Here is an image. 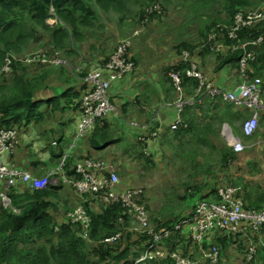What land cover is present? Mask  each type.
I'll return each instance as SVG.
<instances>
[{
    "label": "trees",
    "instance_id": "trees-1",
    "mask_svg": "<svg viewBox=\"0 0 264 264\" xmlns=\"http://www.w3.org/2000/svg\"><path fill=\"white\" fill-rule=\"evenodd\" d=\"M173 1L175 0H0V67L6 56L21 51L31 38L40 40L41 37L45 40L43 50L48 56H53L56 51L60 54L74 53L69 42L82 41L84 31L98 23L99 12L115 14L119 24L123 23L126 18L136 20V26L141 28L152 18L166 15L169 11L184 6V11L191 12L190 15L193 17L190 23L201 25L200 35L203 40L201 54L208 52L211 46L217 43L227 46L229 50L220 59L217 68L231 64L236 67L238 78H240L238 63L242 50H233L232 47L240 46L245 41L255 40L263 34L264 19L257 24L242 28L237 32L235 39L229 38L228 31L237 11H249L244 9L251 7L253 0H177V8L168 10L162 6V4L170 5ZM153 6H159L160 12L153 11L149 14L147 10ZM133 7L136 10L132 9ZM262 7L264 13V6ZM50 8L53 9L52 13ZM49 18L54 19L55 22L49 23ZM36 26L42 32L36 31ZM212 33L215 37L210 39L209 36ZM196 47L187 42H180L177 46L178 61L165 69V76L172 87L174 85L170 73H180L183 98L191 97L199 85L198 79L185 74L191 63H194L201 72L195 59ZM129 48L127 56L133 61L134 66L132 71L122 78L133 73L136 67ZM247 49L256 53L255 58L248 63L247 77L252 79L262 76L259 73L260 69L264 68V43L250 45ZM183 51L188 53L187 59L183 58ZM109 56L100 65L106 63ZM35 65L41 66L42 64H25L13 60L7 72H1L0 69V127L17 129L19 137L22 130L31 122L44 119V113L39 110L44 104L51 110L76 109L81 116L79 105L87 87L86 82L83 81L81 91L68 87L61 93H53L49 98L35 99L34 92L40 83H35L34 79H30L26 70V67ZM87 72L77 74L85 76ZM202 76L204 78L203 74ZM205 82L208 83L206 80ZM108 98L114 106V100L112 101L109 94ZM200 98L202 100L199 104L184 107L183 125L173 130L171 136L182 145H202L218 152V164L222 176L218 173L212 181L201 178L198 183L196 181L192 187H188L186 193L189 192L190 196L194 197L198 195L196 202L206 198L218 199V187L231 185L237 189L236 197L240 198L246 209H258L264 203V190L255 191V186L245 181L243 173H240L243 168L240 170L239 166L236 171L229 173L230 165L236 161L238 153H235L231 147L219 148L210 140V135L220 129L224 122L236 133L239 130L240 134L237 136L240 138H251L243 135L242 124L238 128L234 126L247 116L245 108L234 105L223 99L221 95H209L205 86H202ZM196 112L200 113L198 118ZM108 130V116H106L99 119L91 129L85 132L94 149H102L113 142V137L108 136ZM51 144L55 146L56 141L55 144L53 142ZM65 152L66 149L62 148L58 153L59 162ZM149 155L143 153L142 157L153 162V157L150 156L152 158L150 159ZM79 160L82 158L77 161ZM77 161L72 160L68 155L62 167L63 172L73 180L80 178V174L75 171L74 167ZM207 172L208 170L204 173ZM208 182L212 183V186ZM64 185L75 191L72 185ZM64 185L50 184L44 189L23 187L21 191L15 186L8 187L9 206L4 207L0 200V264H127L136 259L150 244V234L136 232L130 228V216L120 203L104 201L105 189L97 193L80 194L82 198L79 203L90 217L88 236L84 237L81 222L72 223L66 216L67 212L76 206L63 211L64 220L58 218L56 192L60 186ZM132 189H140L137 201L144 204L149 212L148 199L143 189ZM182 216L178 214L167 219H160L155 215L151 220L155 224L154 228L157 229L162 226H171ZM116 234L119 235L116 240L104 241ZM211 234L212 238L208 247L215 246L218 250V260L215 263L202 256V250L208 248L206 241L199 246L190 235L175 232L164 238L158 245L168 252L167 255L162 259H150L146 264H175V259L169 255L171 252L189 258L191 264H226L228 254H232L231 249L234 253H239L241 258L239 264H264V223L256 233L249 230L245 233L216 231ZM245 235L249 236L252 244L256 246L252 259L246 258V251L250 244L245 242L243 238Z\"/></svg>",
    "mask_w": 264,
    "mask_h": 264
},
{
    "label": "crops",
    "instance_id": "crops-1",
    "mask_svg": "<svg viewBox=\"0 0 264 264\" xmlns=\"http://www.w3.org/2000/svg\"><path fill=\"white\" fill-rule=\"evenodd\" d=\"M98 18V23L94 27L84 31L82 41L69 42L74 53L64 54L70 57L74 63L83 65L86 62L84 67L90 71L98 67L109 56L119 40L125 38L130 40L129 51L136 64L135 70L121 80L115 81L108 90L117 111L108 115V136L113 137V142L102 149H94L90 145L87 134L76 139L81 118L76 109L51 110L44 104L39 108L44 113V119L39 122H31L26 126L19 137L18 148L13 153L5 154L4 157L10 164L28 171L34 176L54 171L52 178L55 179L60 175L58 153L63 148L68 151L70 158L74 161L88 157L113 165L121 178L116 185L117 191L140 188L141 184L136 181L142 172L148 170V167H154L157 172H160L158 173L162 176V180H167L166 165L161 162V158L164 155L163 144L167 139L173 138L171 124L175 118V101L178 99L179 92L170 85L165 76V69L178 61V44L182 41L187 42L197 46L194 51L195 59L205 80L215 87L231 90L239 82L236 67L226 64L217 68L220 59L228 52L229 48L217 43L212 45L208 52L201 54L200 51L203 47L200 35L201 25L190 23L193 17L181 8L152 18L141 28L136 26V20L130 18H126L123 23L119 24L115 14L113 18L112 15L99 12ZM135 29H139L136 35L132 33ZM259 74L264 76V68L260 69ZM60 76L29 75L35 83H40L39 87L35 89L34 98H49L53 93H61L68 87L75 91H81L84 76ZM258 78L260 77L258 76ZM261 81L264 83V80L261 79ZM244 110L247 116L243 121L251 113L248 109ZM196 116L198 118L200 113L196 112ZM259 123L261 126L260 136L258 135L254 140L241 138L244 145L246 143L250 145L249 147L247 145V149L242 152L240 157L245 165H239L240 168H243L240 173H243L248 184L251 183L255 186V191L264 190V115L260 117ZM238 134H240L239 130ZM235 135L237 136V133ZM243 139H246V143ZM55 141L56 145L54 146L51 143ZM143 153L150 154L148 157L152 159L150 157L152 156L153 162L145 160L142 157ZM158 159L160 160L158 161ZM134 171L138 172L136 177L133 175ZM132 177L135 179L133 180ZM14 186L18 187L20 191L23 187L30 188L29 185L20 183ZM8 191L6 184L0 180V194H7ZM56 193L58 195L55 200L58 201L56 212L58 218L64 220L63 211L81 204L79 202L82 197L78 192L65 185L60 186ZM179 199L181 204L175 211L168 212V216L165 217H160L158 214L156 216L160 219H167L173 215H184L192 209L198 195L190 196L188 192L186 195H179ZM1 204L4 207L9 206V204L2 203V200ZM209 235L210 237H208ZM209 235L205 240L207 247L212 238V234ZM243 238L247 244H252L249 236L245 235ZM237 260L239 264L241 258Z\"/></svg>",
    "mask_w": 264,
    "mask_h": 264
},
{
    "label": "built area",
    "instance_id": "built-area-1",
    "mask_svg": "<svg viewBox=\"0 0 264 264\" xmlns=\"http://www.w3.org/2000/svg\"><path fill=\"white\" fill-rule=\"evenodd\" d=\"M153 11L160 12V7L153 6L147 10L149 14ZM50 12H53L52 8H50ZM263 19L264 13L262 10L237 11L234 15L233 24L228 31L229 38L235 39L237 32L242 28L257 24ZM138 32L139 29H135L133 34L136 35ZM214 37V33L209 36L210 39ZM260 43H264V33L259 35L255 40L245 41L240 46L232 47L233 50L241 49L242 53L238 63L240 72L239 82L231 90L220 89L205 82L197 66L191 63L190 67L185 71V74L188 77L198 79L199 85L191 97L183 98L182 88L180 87V73L171 72L170 77L173 85L179 92L178 99L175 101L176 114L171 124V130H175L183 125L182 113L184 107L201 102L200 93L202 86H205L209 95H221L223 99L234 105L250 110L252 114L242 123L241 131L247 137L255 133L257 128V115L261 111L264 112L262 96L264 94V83L258 77L249 79L246 75L249 61L253 60L256 55L255 52L248 50L247 47ZM129 45L130 40L128 38L119 40L107 62L88 71L84 76L87 87L81 97L79 105L81 120L78 125L76 139L82 137L99 119H103L109 113L117 112L113 104L109 101L108 90L113 82L121 79L133 69V61L127 56ZM182 56L184 59H187L188 53L183 51ZM61 59L58 51L53 56H48L42 48L37 50L36 53L26 55L18 60L25 64H60L64 62ZM13 60H17L13 55L4 58V72L9 70ZM221 130L226 143L234 152H242L246 148L241 138L232 132L229 125L224 123ZM18 143L19 135L17 129L13 127H0V180L7 187L20 183L29 185L32 189H44L50 184H68L72 185L75 191L81 195L85 193H97L105 189L106 191L103 193L104 201L120 203L127 211L132 222L136 225L134 229L146 232L151 236V242L145 250L136 259L127 264H146L150 259L164 258L168 252L161 249L158 245L164 238L175 232L187 233L194 242L201 246L210 233L216 231L245 233L249 230L256 233L264 223V203L258 209H246L240 198L236 197L237 189L231 185H224L219 186L217 189L218 199L206 198L199 200L188 213L184 214L171 226H162L156 229L151 226L150 215L144 204L137 201V196L141 192L140 189L116 190L119 178L117 169L113 165L95 161L91 158L79 160L74 167L75 171L80 174V178L73 180L62 169L64 160L69 155L68 151H66L59 162V177L52 178L54 171L52 173L34 176L28 171L18 168L3 159L5 154L15 152L19 146ZM0 197L2 203L10 204V199L6 193H1ZM66 216L72 223L81 222L83 236L87 238L90 228V217L85 208L79 204L74 209L68 211ZM119 221L122 220L119 219ZM118 237L119 235L116 234L106 238L104 241H114ZM255 251L256 246L250 244L246 251V258L252 259ZM201 253L204 258L210 259L213 263L218 260V250L215 246H210L202 250ZM169 255L175 259V264H191L189 258H185L179 253L171 252Z\"/></svg>",
    "mask_w": 264,
    "mask_h": 264
},
{
    "label": "rangeland",
    "instance_id": "rangeland-1",
    "mask_svg": "<svg viewBox=\"0 0 264 264\" xmlns=\"http://www.w3.org/2000/svg\"><path fill=\"white\" fill-rule=\"evenodd\" d=\"M145 1V0H143ZM177 0L173 1L170 5L164 6L162 3V6L167 8L168 10L172 8H177L176 2ZM174 4V5H173ZM264 4L263 0H253L252 6L249 8H242L244 10H262V6ZM183 9L184 6H181ZM132 9H135L134 7ZM136 10V9H135ZM187 14H191V12H186ZM109 16L112 15L114 18L113 13H109ZM116 16V15H115ZM191 16V15H190ZM55 20L52 18L48 19L49 23H53ZM36 31L42 32V30L36 26ZM35 33V32H34ZM45 40H35L34 38L29 39L28 43L25 45L24 48L21 49V51H17L16 53H13V57L17 60L25 57L26 55L36 53L37 50L42 49L44 47ZM9 54V53H8ZM61 59L64 62H61L60 64H42L41 66H28L26 67L28 75H56L62 77V75H79L78 72H86L87 69H85L84 65L77 64L72 62L70 57H67L66 54L62 53ZM20 61V60H18ZM44 65V66H43ZM81 65V69L80 66ZM239 66V65H238ZM77 68V69H76ZM1 72L3 71V64L0 67ZM80 69V71H77ZM75 73V74H74ZM262 80H264V76H259ZM263 101H264V94ZM110 114V113H109ZM108 114V115H109ZM252 113H250L251 115ZM107 115V116H108ZM264 115V112H260L259 115H257V128L255 133H253L250 140H254L255 137L258 135H261V126L259 123L260 117ZM243 119L237 122L234 126L238 128L240 124H242ZM223 125V124H222ZM232 128V127H231ZM222 126L220 129L216 130L214 134L210 135V140L216 144L219 148H229V145L224 140V137L222 136ZM233 130V129H232ZM233 132L236 134V132L233 130ZM238 135V132H237ZM185 138V137H184ZM244 138V137H243ZM171 139V140H170ZM175 140V141H174ZM243 141L246 143V139ZM249 147L250 144L246 143ZM245 149L243 151H245ZM65 150V149H64ZM242 151V152H243ZM242 152H235L239 153L236 154V161H234L230 165V170L228 172H234L236 171V168L243 163L241 161V154ZM163 158H161V162H164V165H166L165 173L167 180H162V176L159 175V173L152 168H147L148 170L142 172V174L138 177L137 181L140 188L143 189L145 192V195L148 199V205L150 207L149 215L150 220L153 216L157 215L160 217L168 216V214L172 211H175L177 207L181 204V201L179 199V195H186V191L188 187H192L193 183L197 181V183L200 181L201 178L206 181H212V179H215L216 175L221 172L220 165L218 164V152L212 151L207 146L202 145H191V144H181L179 141H177L175 138H169L166 140V143L163 144ZM5 156V155H4ZM3 156V159L5 157ZM61 160V159H60ZM160 159H158L159 161ZM239 169V168H238ZM207 173H204L207 171ZM241 170V168H240ZM138 174L137 171L133 172L134 177ZM222 173H220L221 175ZM118 175V174H117ZM222 176V175H221ZM132 177L134 180L135 178ZM220 177V176H219ZM218 177V178H219ZM119 181L121 178L118 176ZM220 179V178H219ZM224 179V178H222ZM224 182V181H223ZM209 184V182H208ZM190 185V186H188ZM212 186V183L209 184ZM117 190V189H116ZM169 212V213H168ZM152 213V216H151ZM151 220V226L154 227V222ZM136 225L130 220V228L134 229ZM136 232H140L139 230H133ZM232 254H228V262L226 261V264H238V260L240 257H238L239 253H234L233 249H231ZM237 255V256H235Z\"/></svg>",
    "mask_w": 264,
    "mask_h": 264
},
{
    "label": "clouds",
    "instance_id": "clouds-1",
    "mask_svg": "<svg viewBox=\"0 0 264 264\" xmlns=\"http://www.w3.org/2000/svg\"><path fill=\"white\" fill-rule=\"evenodd\" d=\"M250 116H251V115H250ZM250 116H249V117H250ZM247 119H248V118H247ZM243 122H244V121H243Z\"/></svg>",
    "mask_w": 264,
    "mask_h": 264
}]
</instances>
